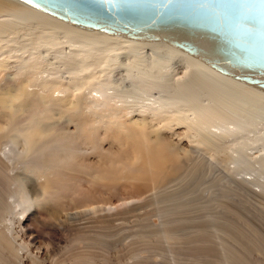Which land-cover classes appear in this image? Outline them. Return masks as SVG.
Wrapping results in <instances>:
<instances>
[{"label":"bare ground","instance_id":"1","mask_svg":"<svg viewBox=\"0 0 264 264\" xmlns=\"http://www.w3.org/2000/svg\"><path fill=\"white\" fill-rule=\"evenodd\" d=\"M60 38L87 49L82 55L90 65L114 54L105 65L106 74L99 68L97 76L73 84V74L78 73L76 54L70 50L50 56L48 52V41L57 45ZM124 50L134 55L150 50L147 54L152 51V58L157 57L149 63L142 53L135 60L128 56L132 61L120 67L135 71L136 75H127L140 85L128 87L122 79L124 86L115 78L109 82L121 61L115 56ZM175 57L186 63L182 76L163 70ZM22 66H33L37 76L33 78ZM111 100L120 104L109 108ZM83 102L98 120L81 114L79 103ZM0 107L10 111L8 121L0 123V215L23 206L16 204L18 188L5 180L7 159L15 154L17 164L25 170L32 168L40 176L45 172L40 196L51 197L64 206L61 211L66 212V222H79L106 218L102 215L105 210L116 212L134 200L145 199L147 193L161 192V184L185 173L186 159L195 150L209 149L211 162L213 159L238 171L240 164L252 158L244 151L246 140L258 139L246 135L243 116L264 110V90L216 70L165 40H141L87 29L21 0H0ZM251 107H256L255 111ZM136 112L139 116L126 124L118 117L122 114L127 118ZM162 112L170 120H162ZM112 114L117 117L110 118ZM73 125L76 129L72 130ZM101 126L106 128L104 137L111 140L108 149L103 141H94L100 134L83 135L85 127ZM168 128L175 132L172 140L161 135V130ZM76 130L82 133V140L76 137ZM259 139L264 141V136ZM231 140L245 146L233 149ZM75 169L80 174H73ZM56 203L51 202V210L58 209ZM8 242L7 235L0 234V260ZM76 255L74 264H95L89 251Z\"/></svg>","mask_w":264,"mask_h":264},{"label":"rangeland","instance_id":"2","mask_svg":"<svg viewBox=\"0 0 264 264\" xmlns=\"http://www.w3.org/2000/svg\"><path fill=\"white\" fill-rule=\"evenodd\" d=\"M40 37H35L37 43ZM47 46L50 56L71 50L79 58V63L75 65L78 73L73 74V84L97 76L99 68L105 75V65L114 58L113 54L90 65L82 55L85 52L83 50L87 49L61 38L57 45L48 41ZM124 51H121L123 56L121 53L115 56L121 61L114 67L117 71L113 70L110 74L109 82L113 83L115 78L122 83L125 81L128 87L140 85L139 81H133L129 76L136 75L135 71L120 67L138 59L141 53L148 58L149 63H154L152 60L156 55L153 54L152 58V51L147 54L150 50L133 52L138 56ZM172 61V65L166 64L163 70L182 76L185 61L180 57ZM22 69L30 72L33 78L37 76V72L32 70L33 66H22ZM145 102L149 101L145 99ZM117 104L120 103L111 100L107 106L116 108ZM79 108L81 114L98 120L84 102L79 103ZM251 108L254 110L256 107ZM260 111L243 116L247 122L246 135H255L257 141L247 139L246 146L243 143L235 144L232 140L230 143L233 146L228 144L233 149L245 146V153L252 156L240 164L238 171L233 172L225 163L219 164L212 158L211 162L209 149H206L207 152L195 150L186 159L185 173L161 184V192L147 193L145 199L134 200L116 212L105 210L102 215L106 214L107 217L99 220L66 222V212L61 211L64 206L57 204L51 197L46 199L40 196L39 191L46 182L45 172L40 176L32 168L25 170L24 166L17 164L16 155H10L5 166L8 173L5 180L18 188L19 199L16 204L23 206L15 207V212H9L8 215H0V234L7 235L10 239L7 248L11 247L6 249L0 264H74L76 254L80 251H89L95 264H264V188L261 190L264 187V141L259 139L264 136V110ZM9 114V110L4 112L0 107L1 125L8 121ZM137 116L138 112L127 118L118 115L124 124ZM116 117L110 115L112 119ZM161 119L170 120L163 112ZM73 129H76L74 125ZM85 130L83 135L93 132L100 134L99 139L94 138V141H103L105 149H108L111 140L104 137L105 126L98 129L85 127ZM77 131L76 137L82 140V133ZM146 132L151 133V130L146 129ZM161 135L169 139L176 136L169 128L161 130ZM184 141L191 143L187 137H184ZM5 148L8 151V147ZM72 173L78 175L80 171L75 169ZM117 174L120 176L119 170ZM102 195L116 201L109 194ZM51 202L57 204V210H51Z\"/></svg>","mask_w":264,"mask_h":264},{"label":"water","instance_id":"3","mask_svg":"<svg viewBox=\"0 0 264 264\" xmlns=\"http://www.w3.org/2000/svg\"><path fill=\"white\" fill-rule=\"evenodd\" d=\"M71 24L165 40L264 90L261 0H21Z\"/></svg>","mask_w":264,"mask_h":264},{"label":"snow or ice","instance_id":"4","mask_svg":"<svg viewBox=\"0 0 264 264\" xmlns=\"http://www.w3.org/2000/svg\"><path fill=\"white\" fill-rule=\"evenodd\" d=\"M26 2L31 3L32 0H26ZM261 3H264V0H261Z\"/></svg>","mask_w":264,"mask_h":264}]
</instances>
